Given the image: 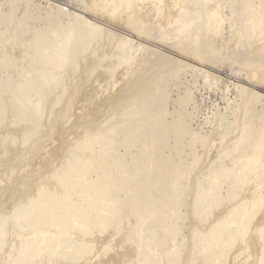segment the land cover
I'll return each mask as SVG.
<instances>
[{"label": "bare ground", "instance_id": "1", "mask_svg": "<svg viewBox=\"0 0 264 264\" xmlns=\"http://www.w3.org/2000/svg\"><path fill=\"white\" fill-rule=\"evenodd\" d=\"M17 1L0 0V159L46 124L80 133L59 140L54 170L11 174L21 201L1 206L0 264H264V0H93L85 15L28 0L16 18ZM241 54L250 83L227 82L209 132L192 126V90L169 111L181 72L211 90Z\"/></svg>", "mask_w": 264, "mask_h": 264}, {"label": "rangeland", "instance_id": "2", "mask_svg": "<svg viewBox=\"0 0 264 264\" xmlns=\"http://www.w3.org/2000/svg\"><path fill=\"white\" fill-rule=\"evenodd\" d=\"M28 0H18L17 1V6L19 7L17 10H13L14 12H15V16H16V18L18 17V16H20L23 12H24V10H25V6H26V2H27ZM35 1H42V0H35ZM45 1V0H44ZM46 1H49L50 3H53V4H55V5H58V6H60V7H62V8H64V9H66V10H68L70 13H77V14H82V15H85V12L87 11V10H89L88 9V7L90 8V7H92L93 6V0H86V2H82V0H46ZM80 2H82V3H80ZM83 5V6H82ZM83 8V9H82ZM12 8H11V6L8 4L7 6H6V10L7 11H10ZM195 30V32H199V29H194ZM225 31V32H224ZM223 32L224 33H222V36H221V40L218 42L219 44H218V49H216V50H214L213 52L211 51V54H212V57H215V56H218L219 54H221V55H225L226 54V44L228 43V40H229V38H230V32H229V26H228V24H225L224 25V30H223ZM223 34H224V36H223ZM151 40V39H150ZM150 43H152V40H151V42ZM239 50H240V52L241 53H243L244 51H247V45H242L240 48H239ZM243 55H244V53H243ZM242 54H241V56L239 55V58H237V60L235 59V60H232V59H230V57L227 59V60H221V67H220V74H222L221 76H223V81H224V83H226V84H224L223 83V81H222V83L218 86V87H216V88H213V89H211V90H203L202 88H200L199 87V83L197 82L196 83V85H194V82H195V78H197L198 77V74H199V72H198V70L197 69H192V68H189V69H187V70H185L184 72H181L177 77H175V80H174V83H173V85L171 86V88H170V94H169V96H170V98H172V99H170L169 100V107H171V109L169 108V111H172V101H173V99L177 96V92H181L182 91V93H183V91H186L187 89H185V88H188V89H190V90H192L193 91V95H194V98H195V101H196V105L197 106H199L198 108H199V111H198V118H195V120H193L191 123H192V126L193 127H196L195 129L196 130H198V131H200L202 134H204V133H206V132H209L210 131V129H211V124L209 123L208 124V122H206L207 121V119H210V117L212 116V114H214L215 113V111L217 110V108H220V110L221 109H223V107H224V105H225V101L223 100V95H224V93H223V91L221 92V90H223V89H225V85H227V82H228V84H230L229 83V81H232V82H237L236 80H242V82H244V83H250V81H249V79H247L246 78V76L244 75V72H242L243 70L242 69H240V66H239V59H241L242 58V56H243ZM238 57V56H237ZM207 60L208 61H210V59L209 58H206V60H204V61H201V62H207ZM232 63V64H231ZM237 63V64H236ZM200 64V63H199ZM239 67V68H238ZM191 69V70H190ZM240 69V70H239ZM238 70V71H237ZM240 71H241V73L243 74H241L240 73ZM185 72H187V73H185ZM191 74H190V73ZM193 72V73H192ZM197 72V73H196ZM238 72V73H237ZM233 74H234V77H232L233 76ZM232 77V78H228V77ZM237 76V77H236ZM241 77V78H240ZM201 81V80H200ZM189 83V84H188ZM174 84H177V86L175 85L174 86ZM187 84H188V86H187ZM198 85V86H197ZM195 88H194V87ZM197 86V87H196ZM250 86V85H249ZM193 87V88H192ZM229 87H230V95H232L234 92H233V90L235 91V87L232 85V84H230L229 85ZM182 88V89H181ZM192 88V89H191ZM257 88V87H256ZM200 89V90H199ZM262 93H264V85H260L259 86V88H258ZM180 90V91H179ZM231 90H232V92H231ZM223 93V94H222ZM228 95H229V93H228ZM192 105H194V104H192ZM192 105H189L188 106V109L189 110H191L192 109ZM190 107V108H189ZM258 107V109H261V106H257ZM198 120V121H197ZM199 122V124L198 123H196V122ZM205 123V124H204ZM194 124V125H193ZM66 125H69V123H67ZM199 126H201L200 128H198ZM45 127H47V128H45ZM41 131H43V133L41 132ZM50 132V133H49ZM48 133V134H47ZM56 133V134H55ZM78 133H80L79 131H75V133L73 134H70V135H68L67 133H61V131H58V130H55V129H53V128H51L50 130H49V125L48 124H46V125H43L41 128H40V130H39V133L36 135L37 137H33V139L31 138L30 140H29V144L27 143V144H25V145H23L22 146V148H20L19 149V152H18V155H17V157L15 158V159H17V160H19L18 162H14V161H17V160H14L12 163L11 162H9V160L7 159V155H5V156H1L2 157V159H3V157H4V160H2V159H0V160H2L0 163V167L1 168H3V169H1L0 170V175H1V172H3L2 174L3 175H1L0 176V188L1 189H3V190H0V192H1V194H2V196H5V197H3L4 198V200L5 201H2L3 202V204H1L2 202H0V207L2 206L3 207V209H2V207L0 208V215H1V209L2 210H4V208H9V206H11V205H13V203H14V201H18L19 199V197H16V195H18L19 196V192H20V183L17 185V186H19L18 188H19V191H18V189L17 188H15V189H10V191H9V188H7L8 186H9V181L11 180V174H13L14 176H16V175H18L17 173H19V171L20 172H22L23 170V174H26V173H24V172H27L28 174H30V173H32V174H38L39 172H41V170H42V173H45L46 171L47 172H49V170L51 171V170H54L57 166V164H55V162L53 161V158H51L52 157V155L54 154V151H55V149H56V151L57 152H61V150H60V148H59V151H58V147L60 146V139L62 138V139H64L65 141H66V139H67V141H69V139L70 140H72V139H74V138H76V137H78L79 135H77ZM43 134V135H42ZM44 134H46L45 135V137H44ZM61 134V135H60ZM52 135V136H51ZM54 135H55V137H54ZM73 135V136H72ZM50 137V138H49ZM65 137V138H64ZM70 137H72V138H70ZM37 138V139H36ZM49 138V139H48ZM41 140V141H40ZM60 140V141H59ZM38 142V143H36V142ZM59 141V142H58ZM33 143V144H32ZM35 143V144H34ZM37 144V145H36ZM38 144H39V146H42V147H39L38 148ZM30 145V146H29ZM32 145V146H31ZM34 146H35V148H34ZM43 146H45V148L43 147ZM23 147H24V149H23ZM37 147V148H36ZM55 147V148H54ZM26 148V149H25ZM30 148V149H29ZM42 148H44V149H42ZM31 149H33V150H31ZM34 149H36V150H34ZM40 149V150H39ZM42 149V150H41ZM196 149H197V153L198 154H202L203 152H204V148L199 144V145H197V147H196ZM210 149V148H209ZM37 150H39V152H37ZM47 150V151H46ZM25 151H27V152H25ZM31 151V152H30ZM33 151V152H32ZM40 151H41V154H40ZM37 152V153H36ZM44 152V153H43ZM46 152V153H45ZM24 155V156H22V154ZM25 153V154H24ZM30 155H29V154ZM48 153H49V155H48ZM32 154V155H31ZM35 154L37 155L36 157H35ZM52 154V155H51ZM21 155V156H20ZM27 155V156H26ZM51 155V156H50ZM43 156V157H42ZM45 156H47L48 158V160H47V163H48V161H49V158L51 159V161H53V162H50L51 163V165H50V163H48L50 166H48L49 167V169H47V167L46 166H41L42 164H44V162H46V160L44 161V159H45ZM41 157V161L39 160V158ZM23 160H22V159ZM25 159V160H24ZM21 161V162H20ZM44 161V162H43ZM41 162H43V163H41ZM6 163V164H5ZM40 163V164H39ZM5 164V165H4ZM10 164V165H9ZM12 164V165H11ZM26 164V165H25ZM38 164L40 165V166H38ZM3 165V166H2ZM7 165H9L11 168H9V169H11V170H9L8 171V166ZM25 165V166H24ZM35 165H37V167L35 166ZM54 165V166H53ZM7 166V167H6ZM28 166H30L28 169L30 170V171H32L35 167H36V169H34L33 170V172H29V170H25V169H27V167ZM34 168H33V167ZM4 167L5 168H7V173H6V169H4ZM15 167V168H14ZM18 167H20V170L18 169ZM22 167V168H21ZM42 167V168H41ZM14 168V169H13ZM40 168V170H38V169ZM18 169V170H17ZM39 171V172H36V173H34V171ZM12 171H13V173H12ZM8 172H11L10 174H8ZM14 172H15V174H14ZM21 173H19V175H20ZM31 174V175H32ZM7 177H6V176ZM9 175H10V177H9ZM5 177H6V179H5ZM9 177V178H8ZM2 178H3V180H2ZM10 179V180H9ZM5 180H7V181H5ZM26 181V180H25ZM29 182V181H28ZM32 182V180L29 182V183H31ZM33 182H35L34 180H33ZM26 183V182H25ZM3 184V185H2ZM32 184H34V183H32ZM7 186V187H6ZM16 186V187H17ZM22 187H21V189L22 188H24V186L23 185H21ZM4 188H5V192L4 193H2L3 191H4ZM7 189V190H6ZM16 190V192L17 193H14V191ZM7 191V192H6ZM261 191H264V188H262V190ZM9 192V193H8ZM1 194H0V197H1ZM8 194H10V195H8ZM16 194V195H15ZM13 195H14V197H13ZM11 197L12 196V198H8V197ZM9 200H12L13 201V198H14V201H13V203H11L12 201H10V202H8V199ZM15 197L17 198V199H15ZM3 198H1V200H3ZM7 199V200H6ZM210 199H212L211 197H210ZM0 200V201H1ZM8 203H7V202ZM21 201V199L19 200V202ZM11 203V205H9ZM260 203H263V201H260ZM5 204V205H4ZM9 205V206H8ZM184 226H182V229H181V239L183 238V236L185 235V237H186V234H187V225H188V222L187 221H184ZM185 224H187V225H185ZM104 237V235H101V237ZM185 237H184V239H185ZM82 239H87V238H82ZM84 240V241H85ZM185 241V240H184ZM112 244H113V250L109 253V254H115L116 253V251H117V249H118V247L116 246V245H114L115 244V241H112ZM78 245V244H77ZM120 250V249H119ZM108 255V254H107ZM240 256V255H239ZM239 256H237V259H236V261H238L239 263L241 262V263H243L244 261H245V258L246 257H243L244 255H241L240 257ZM106 257V255H101L100 257H98V258H96L95 260H92V261H90V262H86L85 260H83V259H81L80 257H75V259H74V264H103V262L106 260V259H104ZM107 258V257H106ZM241 259H242V261H241ZM98 260V261H97ZM85 261V262H84ZM101 263H100V262ZM99 262V263H98Z\"/></svg>", "mask_w": 264, "mask_h": 264}]
</instances>
